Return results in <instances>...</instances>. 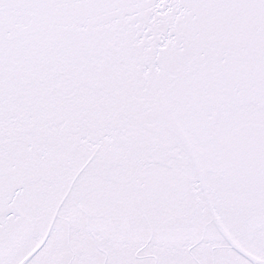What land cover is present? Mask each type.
<instances>
[{
	"label": "snow or ice",
	"instance_id": "obj_1",
	"mask_svg": "<svg viewBox=\"0 0 264 264\" xmlns=\"http://www.w3.org/2000/svg\"><path fill=\"white\" fill-rule=\"evenodd\" d=\"M0 264H264V0H0Z\"/></svg>",
	"mask_w": 264,
	"mask_h": 264
}]
</instances>
